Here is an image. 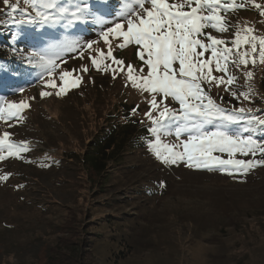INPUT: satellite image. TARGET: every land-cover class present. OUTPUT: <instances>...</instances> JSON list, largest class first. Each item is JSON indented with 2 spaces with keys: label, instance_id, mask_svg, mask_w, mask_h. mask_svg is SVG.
I'll return each mask as SVG.
<instances>
[{
  "label": "rangeland",
  "instance_id": "1",
  "mask_svg": "<svg viewBox=\"0 0 264 264\" xmlns=\"http://www.w3.org/2000/svg\"><path fill=\"white\" fill-rule=\"evenodd\" d=\"M11 2H18L19 10L13 12L0 0V35L10 37L8 47L14 60L26 62L20 66L28 76L21 81L28 86L0 93V101H26L30 107L21 110L20 122L0 120V134L10 132L11 140L27 142L29 151L21 154L23 158L0 161V174L11 173L7 181H0V264H264V166L230 176L183 163L164 165L148 145L127 149L100 173L81 164L82 153L110 124V117L120 114L121 104L136 108L130 115L149 129L151 121L144 113L151 96L126 86V73L113 79L110 71H98L87 52L83 59L76 52L60 53L66 63L55 71L56 83L60 84L62 70L76 69L72 78L83 79L78 87L57 96V89L45 88L48 77L32 54L65 37L81 46L98 40L115 19L116 0L107 5L103 0H87L91 11L104 16L107 24L88 16L72 26H66V21L32 20L36 10L25 0ZM62 2L74 10V0ZM257 3L264 4V0ZM221 14L230 25L247 23L255 28L254 34L264 35V17L254 8ZM25 30L35 34L34 46L27 49L16 43ZM206 31L230 41L235 28L223 34ZM113 44L117 59L139 69L143 62L136 46L120 49ZM95 49L92 54L98 59L99 49L107 51L103 41ZM255 57L254 65L240 69L230 65L238 77L233 90L251 87L249 100L235 99L224 85L212 86L210 95L223 107L252 109L264 118V63L258 52ZM85 66L88 71H81ZM245 70L253 72L250 81L243 76ZM41 91L53 94L41 96ZM168 104L179 107L171 100ZM161 139L176 142L174 135Z\"/></svg>",
  "mask_w": 264,
  "mask_h": 264
},
{
  "label": "snow or ice",
  "instance_id": "2",
  "mask_svg": "<svg viewBox=\"0 0 264 264\" xmlns=\"http://www.w3.org/2000/svg\"><path fill=\"white\" fill-rule=\"evenodd\" d=\"M25 2L36 10L32 20L45 24L66 21V26H72L88 16L98 24H107L104 16L91 11L87 0H74L71 6L74 10L62 0ZM3 3L13 12L19 10L18 2L3 0ZM103 3L107 5L110 0ZM116 5L112 13L115 19L103 28L98 40L81 46L77 40L65 37L32 54L48 77L44 80L45 88L57 89L54 94L59 96L66 94L69 88L78 87L83 78H72L76 69L60 71V84L56 83L54 73L66 63L60 53L76 52L83 59L87 52L98 71H110L113 79L118 73H126V86L130 84L150 94L147 101L150 107L144 115L151 121L148 131L154 139H149L147 145L164 165L183 163L191 169L219 171L230 176L247 174L264 166V138L255 135L258 130L264 133V118L253 114L252 109L223 107L210 95L212 86L224 85L237 100L251 98V87L247 91L233 90L238 77L230 71V65L236 69L249 63L254 65L257 52L260 62L264 63V35L254 34L255 28L247 23L241 25L237 21L230 25L221 13L254 8L264 17V4L257 0L240 3L236 0H116ZM25 14L28 15L26 10ZM232 27L235 31L230 41L206 31L210 28L223 34ZM100 41L107 51L99 49L98 59L92 53ZM114 41L116 48L137 47V56L143 62L139 69L116 58ZM81 71L88 69L85 66ZM214 72L222 75H214ZM243 76L250 81L253 72L245 70ZM204 85H208L207 90ZM52 94L40 93L41 96ZM220 99L223 100V96ZM169 100L179 107H170ZM29 107L26 101H0V120L20 122L21 110ZM132 111L135 113L136 108ZM11 135L8 131L0 134V161L8 157L23 158L21 154L29 151L27 142H13ZM162 135H174L176 142L166 143ZM10 175L0 174V181H7ZM160 183L164 185L163 181Z\"/></svg>",
  "mask_w": 264,
  "mask_h": 264
},
{
  "label": "trees",
  "instance_id": "3",
  "mask_svg": "<svg viewBox=\"0 0 264 264\" xmlns=\"http://www.w3.org/2000/svg\"><path fill=\"white\" fill-rule=\"evenodd\" d=\"M34 37L35 34L31 30H25L16 43H22L21 47L27 49L29 46H34ZM9 39L7 35H0V93L3 94H11L28 86L27 82L21 81L23 76H28L23 72L25 68L20 66L25 65L26 62L14 60L13 51L8 47ZM121 108L120 114L110 117L112 118L110 124L94 136L90 147L82 153L81 164L87 166L93 173L105 171L127 149L145 148L148 140L151 139L147 125L140 118L130 115L129 112L133 107L127 108L123 103ZM255 135L264 138V133L261 134L259 131Z\"/></svg>",
  "mask_w": 264,
  "mask_h": 264
}]
</instances>
